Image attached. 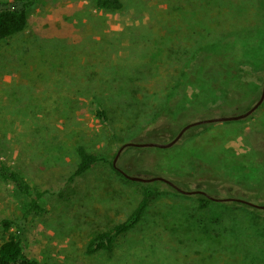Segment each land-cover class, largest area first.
<instances>
[{
    "label": "rangeland",
    "instance_id": "obj_1",
    "mask_svg": "<svg viewBox=\"0 0 264 264\" xmlns=\"http://www.w3.org/2000/svg\"><path fill=\"white\" fill-rule=\"evenodd\" d=\"M123 3L41 0L27 28L0 43V157L50 191L46 212L25 217L22 195L0 178V219L22 225L40 264H264L260 208L215 200L196 210L183 193L155 199L113 252H85L94 232L126 219L138 185L106 163L70 180L79 144L111 158L112 131L122 145L169 142L193 121L246 112L264 84V0ZM205 56L219 61L207 76L215 85H192ZM96 99L110 126L93 114ZM117 166L263 205L264 192H252L264 186V102L245 118L192 126L167 148L128 146Z\"/></svg>",
    "mask_w": 264,
    "mask_h": 264
},
{
    "label": "trees",
    "instance_id": "obj_2",
    "mask_svg": "<svg viewBox=\"0 0 264 264\" xmlns=\"http://www.w3.org/2000/svg\"><path fill=\"white\" fill-rule=\"evenodd\" d=\"M40 1L41 0H0V43L3 40L23 32L27 28L30 12ZM93 2L95 8L102 11H118L124 6L123 0H93ZM205 57L206 61H204L202 72H194V75H192L190 79L192 85H215V83H213L216 82L213 81L214 78H208L207 76L210 74L212 67L215 65H218V68L220 67L219 61L216 60V58L209 59L213 56ZM222 71L226 75L227 70L222 69ZM238 71L248 72L244 67H239ZM249 73H251V71ZM239 92L240 91H238L237 94H239ZM234 94L236 93H232V95ZM92 111L101 123L107 126L111 125L112 119L103 101L96 99L93 103ZM202 112L205 113V111ZM111 133L112 141L117 143V147H119L120 150L122 146L121 143L123 142H121L119 135L115 131ZM150 149L151 148H148V150ZM119 150L110 158L107 154L89 150L84 144H79L76 148L78 164L70 180L85 176L98 164L106 163L109 164L125 182L138 185L137 190H135V193L138 195L137 204H135L124 221L118 222L107 229L94 232L91 235L85 246V252L89 255H94L99 252H113L117 248L121 237L132 233L141 225L151 203L155 199L161 198L162 196H169L173 193H183L174 185L164 180L156 179L154 181L145 182L129 178L125 174L126 171H121L117 164H114V159ZM154 176L159 175H152L151 177ZM0 178L12 184L22 195L21 204L25 217L31 214L39 215L46 212L42 204V198L50 191L41 190L39 186L32 184L21 171L6 162L2 157H0ZM261 192H264V186L260 191L257 193L252 192V194H261ZM192 195L196 201V210H207L211 207L212 202L215 201L204 193L199 192ZM228 203L232 204L234 208L243 206L248 209H258L249 203L239 200L228 201ZM261 209L262 208H260L259 211L264 212V209ZM22 228V225L15 219H0V264H40L37 259L30 256L22 236Z\"/></svg>",
    "mask_w": 264,
    "mask_h": 264
},
{
    "label": "water",
    "instance_id": "obj_3",
    "mask_svg": "<svg viewBox=\"0 0 264 264\" xmlns=\"http://www.w3.org/2000/svg\"><path fill=\"white\" fill-rule=\"evenodd\" d=\"M264 102V85H263V89H262V93H261V97L259 98V100L250 108L248 109L246 112L244 113H240V114H236V115H224V116H217V117H212V118H207V119H200V120H196V121H193L191 123H188L186 124L181 130L180 132L177 134V136L172 139L171 141L169 142H127V143H124L117 156L115 157L114 159V164L116 165L117 164V160L119 158V155L121 154L122 150L128 146H137V147H146V146H156V147H161V148H167V147H170L172 145H174L182 136L183 134L189 129L191 128L192 126H196V125H199V124H204V123H210V122H216V121H224V120H238V119H242V118H245L249 115H251L262 103ZM121 171L125 172L124 170H122L121 168H119ZM125 174L133 179V180H138V181H154L156 179H160V180H164L166 182H169L170 184L174 185L178 190H180L181 192L183 193H186V194H195V193H204L205 195L209 196L211 199L213 200H216V201H233V200H239V201H242V202H246V203H249L251 205H253L254 207L256 208H262L264 209V204L263 205H260V204H256V203H252L250 201H247V200H244V199H241V198H235V197H226V198H218V197H214V196H211L209 195L206 191L204 190H201V189H196V190H185L181 187H179L178 185H176L173 181H171L170 179L164 177V176H154V177H143V176H138V175H130V174H127L125 172Z\"/></svg>",
    "mask_w": 264,
    "mask_h": 264
}]
</instances>
